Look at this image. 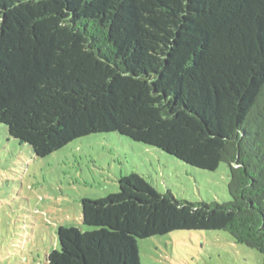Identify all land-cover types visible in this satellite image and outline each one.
<instances>
[{
	"label": "trees",
	"instance_id": "trees-1",
	"mask_svg": "<svg viewBox=\"0 0 264 264\" xmlns=\"http://www.w3.org/2000/svg\"><path fill=\"white\" fill-rule=\"evenodd\" d=\"M260 0H0V123L46 157L118 133L209 171L231 200L191 202L137 174L83 198L48 264H142L138 239L224 230L264 256V7ZM264 264V262H263Z\"/></svg>",
	"mask_w": 264,
	"mask_h": 264
},
{
	"label": "rangeland",
	"instance_id": "rangeland-1",
	"mask_svg": "<svg viewBox=\"0 0 264 264\" xmlns=\"http://www.w3.org/2000/svg\"><path fill=\"white\" fill-rule=\"evenodd\" d=\"M264 0L245 4L241 18L257 16ZM137 174L179 200H231L230 166L209 171L118 133L91 134L46 157L10 136L0 123V264H48L60 249L58 230L88 229L83 198L120 191L119 178ZM142 264H263V254L224 230L174 231L138 239Z\"/></svg>",
	"mask_w": 264,
	"mask_h": 264
}]
</instances>
